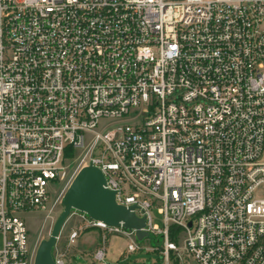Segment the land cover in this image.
Instances as JSON below:
<instances>
[{
    "label": "built area",
    "instance_id": "obj_1",
    "mask_svg": "<svg viewBox=\"0 0 264 264\" xmlns=\"http://www.w3.org/2000/svg\"><path fill=\"white\" fill-rule=\"evenodd\" d=\"M69 146L167 264H264V0H0V264H34L20 213L48 208ZM81 216L57 264L87 228L101 264L109 235L140 248Z\"/></svg>",
    "mask_w": 264,
    "mask_h": 264
},
{
    "label": "rangeland",
    "instance_id": "obj_2",
    "mask_svg": "<svg viewBox=\"0 0 264 264\" xmlns=\"http://www.w3.org/2000/svg\"><path fill=\"white\" fill-rule=\"evenodd\" d=\"M81 152H78L73 158L67 160L66 165L67 179L61 182H55V187L58 188V192L53 196L50 205L44 211H23L20 216L24 219L28 230L30 246L33 252L36 254L37 249L42 240L48 239L53 230L55 221L63 210L62 199L65 195L68 187L73 181L74 177L81 169L80 167V156ZM60 187V188H59ZM154 222L161 227H164L165 223L163 216L159 213L158 208L154 207L151 211ZM83 218L81 213L77 210L73 211L70 217L65 222L61 234L58 238L55 249L63 247L66 242L68 233L72 228L83 225ZM101 229H95L90 235L84 240L79 247L73 245L69 254L67 255L68 264H101L96 261L94 252L98 246L97 243L94 246L96 237L100 235ZM0 235V240H1ZM129 238L123 234H112L109 237L108 244V256L107 260L112 264H167L166 253L162 252V248L157 244L162 245V240L156 241L152 238L145 239L142 243H139L140 248L133 253L126 251L127 242ZM77 244V243H76ZM165 246V244H164ZM164 254V255H163ZM173 264V262H170ZM185 264H196V262L187 258Z\"/></svg>",
    "mask_w": 264,
    "mask_h": 264
},
{
    "label": "water",
    "instance_id": "obj_3",
    "mask_svg": "<svg viewBox=\"0 0 264 264\" xmlns=\"http://www.w3.org/2000/svg\"><path fill=\"white\" fill-rule=\"evenodd\" d=\"M62 205L63 210L55 221L50 237L42 240L37 249L34 264H57L54 248L65 222L74 210L109 226H122L130 232L134 231L138 241L150 235L145 229V217L136 214L137 206L120 204L116 191L106 187L103 171L93 164L83 166L78 171L63 196Z\"/></svg>",
    "mask_w": 264,
    "mask_h": 264
},
{
    "label": "trees",
    "instance_id": "obj_4",
    "mask_svg": "<svg viewBox=\"0 0 264 264\" xmlns=\"http://www.w3.org/2000/svg\"><path fill=\"white\" fill-rule=\"evenodd\" d=\"M76 154H78V150L76 148H74L73 146H69L67 148V150H66V161L71 159V158H73ZM91 229H93V228H87V229H85V231H88V230H91ZM181 233H182V230L177 225H171L170 226V228H169V238H170V240L178 242V239L181 236ZM102 235H103V231H102ZM110 236H112V235H109L108 238ZM147 238H152V239H155L156 241H159L161 239L162 240V245L160 243V245L157 244V246H160V248H162L161 250H162L163 253L165 252L164 238H163L162 235H155V234L150 233L149 236H146L142 241H138V242L142 243ZM66 243L67 242L64 243L65 244L64 246H66ZM169 260H170V262H173V264H181V262L178 260V257L176 255V253L173 250L169 251Z\"/></svg>",
    "mask_w": 264,
    "mask_h": 264
},
{
    "label": "crops",
    "instance_id": "obj_5",
    "mask_svg": "<svg viewBox=\"0 0 264 264\" xmlns=\"http://www.w3.org/2000/svg\"><path fill=\"white\" fill-rule=\"evenodd\" d=\"M95 229H98V228H93V229H91V230H88V231H83V232H81L80 233V236L78 237V239H77V241H76V243H75V245H77L78 247H79V245L84 241V240H86V238L90 235V233L91 232H93ZM101 238H102V230H101V232H100V235H98V237H96V240H95V242H94V246L97 244V243H99L100 241H101Z\"/></svg>",
    "mask_w": 264,
    "mask_h": 264
}]
</instances>
